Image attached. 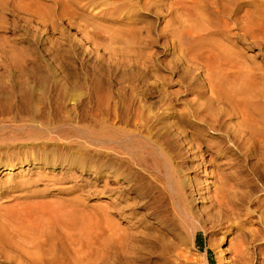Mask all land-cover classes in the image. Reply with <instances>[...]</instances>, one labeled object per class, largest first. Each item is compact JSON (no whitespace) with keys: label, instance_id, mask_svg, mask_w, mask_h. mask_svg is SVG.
I'll return each mask as SVG.
<instances>
[{"label":"rangeland","instance_id":"374dc122","mask_svg":"<svg viewBox=\"0 0 264 264\" xmlns=\"http://www.w3.org/2000/svg\"><path fill=\"white\" fill-rule=\"evenodd\" d=\"M191 2L0 0V117L31 114V101L36 109L34 113L61 120L75 117V123L87 122L96 127L94 132L99 135L103 134L104 122L115 120L127 132L149 135L174 165L186 164L191 155L192 174L199 187L205 185V172L197 167L199 160L206 159L211 164V157L215 156L220 167L234 178L249 182L245 187L254 196H264L261 189L264 171L262 174L255 171V155L250 153L255 144H260L258 139H263V134L257 135L250 144L245 143L248 147L244 154L238 153L232 138L221 130L216 133L223 137L222 149L196 140L191 151L183 118L189 87L194 83L208 84L210 78H216L212 69L217 68V73L221 69L233 72L240 62L258 70V76L264 81V0L227 1L219 8L204 0L201 4L210 21L202 28L189 20L191 9L186 5ZM223 5L225 11L221 13ZM202 92L209 97L207 88ZM206 99L210 106L211 101ZM18 104L23 106L21 113L17 110ZM234 119L241 125L239 117ZM212 130L204 126L196 133L212 139L216 135ZM112 135L115 147L120 146L122 136ZM131 145L135 150V144L131 142ZM103 146L101 143L92 146L93 157L103 164L92 166L88 173L80 167L73 168L74 174L58 184L60 188H67L64 194L46 185L48 180L38 181L35 186H0V210L15 208L25 197H38L31 195V191L46 187V195L59 193L60 198L66 199L73 196L80 207L85 201L89 204L91 245L87 256L59 257L56 261L31 258L26 259V264H186L188 259L191 264H217L216 252L219 248L225 249L228 240L219 230L216 214L212 211L208 219L200 217L206 230L201 229L195 239L180 241L179 236L184 233L170 220L169 195H159L161 183L154 174L157 170H144L136 164V155L125 152L121 155L133 168L125 167L121 182L111 179L104 164L105 156L110 152L115 156L120 154ZM197 146L202 149L198 150ZM258 158L264 164L263 157ZM63 167L50 175H63L67 171ZM22 175L36 176L27 169L2 174L0 179L21 180ZM86 178L92 183L88 195L82 189ZM213 180L210 176L207 183L211 186ZM108 182L113 186L120 184L113 197L126 209L125 216H116L126 231L125 237L114 243L112 251L106 241L104 210L110 201ZM262 203L250 217L264 219ZM254 206L256 203L252 209ZM140 223L146 226L153 240L134 246L133 235ZM59 239L72 242L70 248L83 244L64 231L59 232ZM182 251L185 256L179 255ZM253 251L252 264H264V231L256 239ZM0 264L14 263L0 256Z\"/></svg>","mask_w":264,"mask_h":264},{"label":"bare ground","instance_id":"6f19581e","mask_svg":"<svg viewBox=\"0 0 264 264\" xmlns=\"http://www.w3.org/2000/svg\"><path fill=\"white\" fill-rule=\"evenodd\" d=\"M202 1L204 0H192L186 5L191 9L189 20L198 28H202L210 21L209 17H205L207 10L203 8ZM206 1L219 8L221 4L233 0ZM224 6L221 13L225 11ZM195 9H199L196 14ZM181 34L183 37V32ZM257 71L248 64L238 62L233 72L221 69L217 73V68L212 69L216 78H210L208 84L194 83L195 85L189 87L183 118L191 151L196 146V140L205 146L222 149L223 137L216 133L218 130L232 138L234 145L239 149L238 153L241 154H244L248 147L245 143L248 145L257 135H264V81L258 76ZM205 88L210 93L209 97L202 92ZM204 98L211 101L210 106ZM215 101H218V104ZM30 104L29 115L0 117V175L10 174L16 170L25 172L29 169V173H35L36 176L22 175L21 180L0 179V186L14 187L21 184L35 186L38 181L48 180L46 185L64 194L67 188H60L58 184L67 181L68 176L74 174L73 168L80 167L82 171L88 173L92 166L103 164L102 160H96L92 155V146L101 143L109 151L120 154L115 156L110 152L105 156L104 164L111 179H118L121 182L125 178L123 171L125 167L133 168L125 156L121 155L125 152L136 155V164L144 170L148 172L157 170L154 174L161 183L159 195H169L172 212L170 220L184 233L180 234V241L192 237L195 239L201 229L205 231V226L201 225L199 219L202 216L208 219L213 211L219 220V230L228 240L227 247L223 250L219 248L216 252L217 264H226L227 259L230 264H252L253 246L256 239L263 234L264 219L258 217L255 220L250 217V213L259 210L261 203H264V196H254L251 190L245 187L249 182L234 178L232 173L220 167L219 159L215 156L211 157V164H207L206 159L204 162L199 160L197 167L205 172V185L199 187L192 174L191 155L186 164L174 165L170 156L149 135L127 132L128 130L116 124L115 120L104 122L105 125L101 128L103 134L99 135L94 132L96 127L87 122L77 124L74 122L75 117L61 120L47 114L38 115L33 112L36 109L31 101ZM22 108L23 106L18 104L17 110L20 113ZM233 117H239L241 125L236 123ZM204 126L214 129L212 131L217 136L211 139L207 138L208 135L204 137L197 135V130ZM240 127L245 129L240 130ZM115 133L122 136L118 147L113 144L112 134ZM151 133L152 130H149L148 134ZM131 142L135 144V150ZM258 142L260 144H255L250 153L255 155L253 164L255 171L262 174L264 169H261V165L264 164L257 157L264 159V138L258 139ZM197 148L202 149L201 146ZM60 167L67 169L62 172L63 175H50V172ZM210 176L215 178L211 186L207 183ZM262 185L261 189L264 191V178ZM120 187V184L113 186L112 183H106L110 201L108 200L104 210L108 230L106 241L110 251L115 242L123 240L126 233L116 221V216L122 218L126 211L124 204L115 201L113 197ZM46 189L48 188H36L31 191L33 192L31 195H39L38 197H25L24 200L17 202L15 208L0 210V256L7 262L26 264V259L31 258L56 261L59 257L87 256L91 245L89 204L83 202L82 208L77 204L75 197L60 198L59 193L46 195L44 193ZM82 189L86 195L91 192L92 183L88 178L83 180ZM254 203L257 206L252 209ZM141 219L143 220V217ZM60 231L71 233L72 237H77L83 244L70 248L72 242L66 243L59 239ZM152 240L146 226L140 223L133 235V245ZM179 255L185 256L183 251L179 252ZM189 260L186 264H191Z\"/></svg>","mask_w":264,"mask_h":264}]
</instances>
